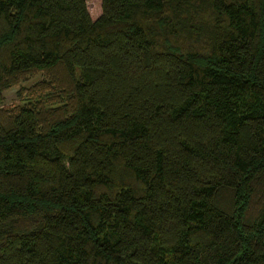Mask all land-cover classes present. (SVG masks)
Here are the masks:
<instances>
[{
  "label": "trees",
  "instance_id": "trees-1",
  "mask_svg": "<svg viewBox=\"0 0 264 264\" xmlns=\"http://www.w3.org/2000/svg\"><path fill=\"white\" fill-rule=\"evenodd\" d=\"M0 264H264V0H0Z\"/></svg>",
  "mask_w": 264,
  "mask_h": 264
},
{
  "label": "rangeland",
  "instance_id": "rangeland-1",
  "mask_svg": "<svg viewBox=\"0 0 264 264\" xmlns=\"http://www.w3.org/2000/svg\"><path fill=\"white\" fill-rule=\"evenodd\" d=\"M86 3H87L88 10L92 16H98L100 14V12H101V0H86ZM37 78L38 77L32 78L29 82L26 83V85L30 84L31 82H33ZM18 88H19V85H16V86L9 88L6 91H4L3 105L9 106V105L18 103L19 100H18L17 93H16Z\"/></svg>",
  "mask_w": 264,
  "mask_h": 264
}]
</instances>
